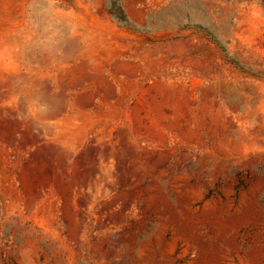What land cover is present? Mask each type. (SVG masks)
I'll list each match as a JSON object with an SVG mask.
<instances>
[{
  "label": "rangeland",
  "instance_id": "374dc122",
  "mask_svg": "<svg viewBox=\"0 0 264 264\" xmlns=\"http://www.w3.org/2000/svg\"><path fill=\"white\" fill-rule=\"evenodd\" d=\"M0 0V264H264V0Z\"/></svg>",
  "mask_w": 264,
  "mask_h": 264
},
{
  "label": "clouds",
  "instance_id": "9594fccd",
  "mask_svg": "<svg viewBox=\"0 0 264 264\" xmlns=\"http://www.w3.org/2000/svg\"><path fill=\"white\" fill-rule=\"evenodd\" d=\"M33 17V26L46 34L43 45L54 46L59 36L54 11L51 7L44 6V0H35Z\"/></svg>",
  "mask_w": 264,
  "mask_h": 264
}]
</instances>
